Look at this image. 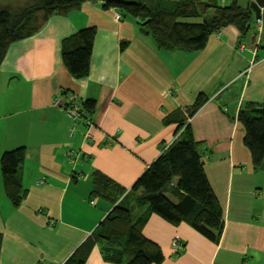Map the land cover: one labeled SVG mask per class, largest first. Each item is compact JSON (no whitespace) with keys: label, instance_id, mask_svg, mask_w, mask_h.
I'll use <instances>...</instances> for the list:
<instances>
[{"label":"crops","instance_id":"0c3cea01","mask_svg":"<svg viewBox=\"0 0 264 264\" xmlns=\"http://www.w3.org/2000/svg\"><path fill=\"white\" fill-rule=\"evenodd\" d=\"M116 13L99 1H85L51 15L4 53L0 157L24 147L20 175L26 193L15 207L5 195L0 168V264H62L111 208L102 197L90 198L92 171L129 192L180 134L165 116L183 111L200 93L208 99L189 122L222 207L221 237L214 243L184 222L173 225L155 214L143 234L161 247L159 264H264V169L253 167L235 118L245 104L264 102V38L254 31L246 37L249 30L241 36L226 26L200 50L159 47L136 19H116ZM85 26L96 28L89 71L74 78L62 62V40ZM60 90L95 101L72 135L65 113L53 105ZM88 130L89 140L84 138ZM68 149L76 152L73 165ZM175 236L183 249L172 247ZM84 264L115 263L103 259L94 245Z\"/></svg>","mask_w":264,"mask_h":264},{"label":"trees","instance_id":"16d2710c","mask_svg":"<svg viewBox=\"0 0 264 264\" xmlns=\"http://www.w3.org/2000/svg\"><path fill=\"white\" fill-rule=\"evenodd\" d=\"M1 1L0 62L11 42L36 32L51 15L77 9L85 1H99L103 8L133 17L159 47L187 50L202 49L211 34L226 26L235 27L244 36L255 19L249 0H17L13 5ZM95 32V26H85L62 40V62L74 78L88 74ZM261 35L264 38V17ZM207 99V94L200 93L183 111L165 116V122L177 123L180 134L147 165L129 192L105 173L92 171L90 198L102 197L111 202V208L62 264H84L94 245L99 246L103 259L115 264L161 263V247L143 234L151 214L173 225L184 222L210 241H219L222 207L207 178L200 143L189 122ZM94 103L93 98L81 99L83 119L93 112ZM235 118L244 129L243 143L253 167L264 169V102L245 104ZM24 154L20 146L5 150L0 157L4 192L15 207L26 193L20 175ZM133 205L143 211L134 214Z\"/></svg>","mask_w":264,"mask_h":264},{"label":"built area","instance_id":"2783aa9c","mask_svg":"<svg viewBox=\"0 0 264 264\" xmlns=\"http://www.w3.org/2000/svg\"><path fill=\"white\" fill-rule=\"evenodd\" d=\"M224 2V0H220ZM116 19H120L122 16L119 12L115 14ZM263 15L261 14L260 17L254 19V34L261 35L263 30ZM240 47H244V44L241 42ZM63 90L58 91V93L55 96V99L53 100V103L57 104V107H59L61 110L65 111L66 115L70 120L72 121V125L69 128L70 132H73L75 129L76 123L81 120L82 118V105H81V98H79L75 93L71 91H66L62 93ZM90 124V122H88ZM84 138L89 140L92 138L91 132L88 130L84 133ZM68 155V159H70L71 162L75 161V150L68 149L66 151ZM43 180L38 181L39 183H42ZM172 247L175 250H181L183 249V243L181 241V238L178 236H175L172 239L171 242Z\"/></svg>","mask_w":264,"mask_h":264},{"label":"rangeland","instance_id":"374dc122","mask_svg":"<svg viewBox=\"0 0 264 264\" xmlns=\"http://www.w3.org/2000/svg\"><path fill=\"white\" fill-rule=\"evenodd\" d=\"M16 1L17 0H2L1 1V3L2 4H9L10 3V5L12 4H14V3H16ZM249 33H247L246 34V37H250L252 34H253V31H254V17H253V19H251V27H250V29H249ZM262 34H263V30H262ZM262 37H263V35H262ZM53 105L55 106V107H57V104L55 103H53ZM59 108V107H58ZM60 109V108H59ZM61 110V109H60ZM63 111V110H62ZM64 113H65V111H63ZM65 116H66V118H67V121H68V124H67V132L69 133V135H72L74 132H76L77 130H78V128H79V123L83 120V117L81 118V120L79 121V123L77 122L76 123V125H75V129H74V131L73 132H70V130H69V128L71 127V125H72V121L70 120V118H68L67 117V115H66V113H65ZM65 155H66V157H67V160H68V163L71 165H73L74 164V162H71L70 161V159H68V155H67V153L65 152Z\"/></svg>","mask_w":264,"mask_h":264},{"label":"water","instance_id":"95a60500","mask_svg":"<svg viewBox=\"0 0 264 264\" xmlns=\"http://www.w3.org/2000/svg\"><path fill=\"white\" fill-rule=\"evenodd\" d=\"M248 3L255 18L260 17L261 14L264 16V0H249Z\"/></svg>","mask_w":264,"mask_h":264}]
</instances>
